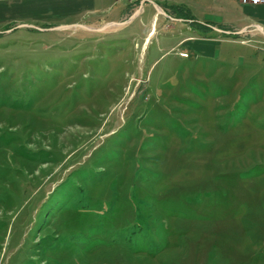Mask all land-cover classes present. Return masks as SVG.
<instances>
[{
	"label": "rangeland",
	"instance_id": "374dc122",
	"mask_svg": "<svg viewBox=\"0 0 264 264\" xmlns=\"http://www.w3.org/2000/svg\"><path fill=\"white\" fill-rule=\"evenodd\" d=\"M82 7L0 0V264H264L258 34L84 37Z\"/></svg>",
	"mask_w": 264,
	"mask_h": 264
},
{
	"label": "crops",
	"instance_id": "0c3cea01",
	"mask_svg": "<svg viewBox=\"0 0 264 264\" xmlns=\"http://www.w3.org/2000/svg\"><path fill=\"white\" fill-rule=\"evenodd\" d=\"M240 1L208 0L210 6L204 15L206 18L204 21L195 18L191 8L187 11L193 20L207 24L209 30L230 33L249 32L251 35L255 32L258 34V39L262 40L257 44L264 45V5H242ZM81 2L83 5L82 20L78 26L80 36L97 35L111 29L122 28L117 33L126 32L125 37L136 42L146 32V36L142 38L144 43L149 34L156 30L158 24L166 21V17L161 16L155 6L163 12L164 10L170 12L173 8L180 7L186 9L180 0H103L98 4H95L94 0H81ZM175 19L174 21L168 20L174 25L183 22L182 19ZM125 22V25L105 28L109 24H124ZM212 42L215 43L213 40Z\"/></svg>",
	"mask_w": 264,
	"mask_h": 264
},
{
	"label": "trees",
	"instance_id": "16d2710c",
	"mask_svg": "<svg viewBox=\"0 0 264 264\" xmlns=\"http://www.w3.org/2000/svg\"><path fill=\"white\" fill-rule=\"evenodd\" d=\"M173 10H174V12L178 13L179 19L188 21L189 23H191V25L196 24L195 23L196 21L193 20V18L190 16L189 12L186 9L180 7V8H173ZM200 27H201V29H203V28L210 29L209 26H207L206 24L200 25ZM233 38L236 39V38H238V36H233Z\"/></svg>",
	"mask_w": 264,
	"mask_h": 264
},
{
	"label": "water",
	"instance_id": "95a60500",
	"mask_svg": "<svg viewBox=\"0 0 264 264\" xmlns=\"http://www.w3.org/2000/svg\"><path fill=\"white\" fill-rule=\"evenodd\" d=\"M155 8H156V10H157V12H158L159 14H161V15H163V16H167L163 11L159 10L156 6H155ZM118 25H122V24H109V25L105 26V28H106V27H110V26H118ZM105 28H104V29H105ZM217 31L223 33L224 35H230V36L232 35V36H238V37H239L240 34H242V32H238V33H230V32H223V31H220V30H217Z\"/></svg>",
	"mask_w": 264,
	"mask_h": 264
},
{
	"label": "built area",
	"instance_id": "2783aa9c",
	"mask_svg": "<svg viewBox=\"0 0 264 264\" xmlns=\"http://www.w3.org/2000/svg\"><path fill=\"white\" fill-rule=\"evenodd\" d=\"M242 5H250V6H258V5H264V0H241L240 1ZM182 57L186 56L183 54H180Z\"/></svg>",
	"mask_w": 264,
	"mask_h": 264
},
{
	"label": "flooded vegetation",
	"instance_id": "af4514ba",
	"mask_svg": "<svg viewBox=\"0 0 264 264\" xmlns=\"http://www.w3.org/2000/svg\"><path fill=\"white\" fill-rule=\"evenodd\" d=\"M165 13V12H164ZM166 15L167 16H164V17H167L169 20H172V21H174V20H176L174 17H171V16H169L167 13H166ZM161 16H163V15H161ZM126 24V22L124 23V24H122V25H125ZM126 38V37H125ZM126 40H132L131 38H126Z\"/></svg>",
	"mask_w": 264,
	"mask_h": 264
}]
</instances>
